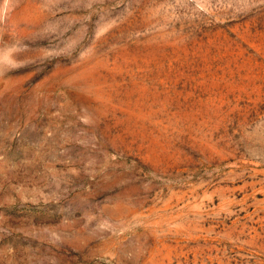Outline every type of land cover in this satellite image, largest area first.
Listing matches in <instances>:
<instances>
[{"label":"rangeland","instance_id":"rangeland-1","mask_svg":"<svg viewBox=\"0 0 264 264\" xmlns=\"http://www.w3.org/2000/svg\"><path fill=\"white\" fill-rule=\"evenodd\" d=\"M0 264H264V0H0Z\"/></svg>","mask_w":264,"mask_h":264}]
</instances>
